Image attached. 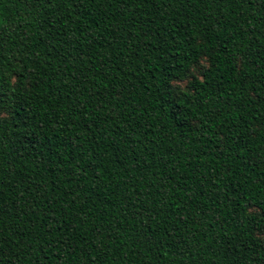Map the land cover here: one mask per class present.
<instances>
[{
  "label": "trees",
  "instance_id": "trees-1",
  "mask_svg": "<svg viewBox=\"0 0 264 264\" xmlns=\"http://www.w3.org/2000/svg\"><path fill=\"white\" fill-rule=\"evenodd\" d=\"M0 264H264V0H0Z\"/></svg>",
  "mask_w": 264,
  "mask_h": 264
},
{
  "label": "rangeland",
  "instance_id": "rangeland-1",
  "mask_svg": "<svg viewBox=\"0 0 264 264\" xmlns=\"http://www.w3.org/2000/svg\"><path fill=\"white\" fill-rule=\"evenodd\" d=\"M198 72L199 70L198 69H194L192 71L193 75H198ZM187 84V81L186 82H182V83H175V87H178L179 90H184L185 89V86Z\"/></svg>",
  "mask_w": 264,
  "mask_h": 264
}]
</instances>
